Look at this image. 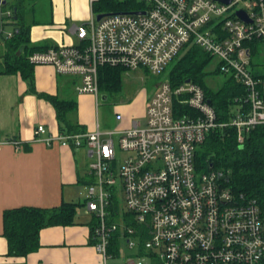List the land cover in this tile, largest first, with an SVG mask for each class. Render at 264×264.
Returning a JSON list of instances; mask_svg holds the SVG:
<instances>
[{
  "label": "built area",
  "instance_id": "obj_1",
  "mask_svg": "<svg viewBox=\"0 0 264 264\" xmlns=\"http://www.w3.org/2000/svg\"><path fill=\"white\" fill-rule=\"evenodd\" d=\"M97 1L89 0L90 6ZM138 1L145 14L91 18L71 29L77 45L33 52L29 63L78 77L77 93L93 95L98 106L100 67L129 71L142 67L161 75L194 45L216 58L219 72L233 77L244 90L234 100L229 122H217L204 91L190 79L173 87L165 78L147 100L144 127L134 121L122 130L97 128L52 136L38 125L34 137L47 146L58 141L62 146L86 147L93 182L87 186L84 204L95 220L90 239L99 258L96 264H264V205L233 192L224 170L201 174L194 164L196 149L212 130L233 127L241 145L247 133L264 126V78L251 73L246 46L264 39V0ZM15 9L12 1L0 0V42L18 33ZM237 11L249 21L237 17ZM175 103L194 115H177ZM115 119L121 120V115L115 114ZM116 147L124 152L123 158H116ZM112 194L119 200L120 216L129 214L145 231L137 232L122 220L109 222ZM116 232L132 254L109 252ZM144 233L141 252L138 235Z\"/></svg>",
  "mask_w": 264,
  "mask_h": 264
},
{
  "label": "crops",
  "instance_id": "obj_2",
  "mask_svg": "<svg viewBox=\"0 0 264 264\" xmlns=\"http://www.w3.org/2000/svg\"><path fill=\"white\" fill-rule=\"evenodd\" d=\"M48 1L51 16L30 26L29 43L39 47L77 45L79 41L71 29L96 17L89 0ZM72 7L77 9L72 17L75 23L68 28L66 15ZM78 82V77L58 75L51 66L35 65L33 93L19 74H0V264H96L99 260L90 244V224L94 217L84 204L86 189L92 180L88 173L86 147L62 146L58 141L47 146L34 137L38 125H43L46 135L52 136L59 135L60 126L54 106L36 93L76 102L72 119L85 133L97 128L103 132L132 126L128 115L121 116V120L115 119L118 111L114 113V123L109 126L105 121L103 129L97 115L96 119L87 117L86 106L90 109L92 97L77 93ZM153 93L145 98L143 107ZM101 95L108 98L107 94ZM93 98L97 114L99 105ZM114 137L117 145V137ZM62 203L79 204L74 224L44 228L39 233L37 252L26 257L7 256V242L2 235L5 211L22 207L49 210Z\"/></svg>",
  "mask_w": 264,
  "mask_h": 264
},
{
  "label": "trees",
  "instance_id": "obj_3",
  "mask_svg": "<svg viewBox=\"0 0 264 264\" xmlns=\"http://www.w3.org/2000/svg\"><path fill=\"white\" fill-rule=\"evenodd\" d=\"M25 1L28 0H12V7L16 8L18 33L11 39H3L0 42V74H19L27 82L29 90L34 93V66L29 63L28 56L33 52L44 51L50 47L33 46L29 43V28L32 24L40 21L33 16L36 6L35 0H31L33 2L28 5ZM47 3L51 6L48 0ZM144 8L145 6L138 0H98L91 6L94 15L111 12L113 14L127 13ZM246 46L250 54L249 69L251 73L254 77L264 78V56L262 57L264 50H261V46L264 48V39L253 40L248 42ZM185 50V54L169 72L168 79L171 85L176 87L190 79L192 83L204 91L210 105L214 108L217 122H229L234 100L244 94L242 86L233 77L226 76L217 89L211 90L201 78L203 76L201 72L213 57L194 45H189ZM124 70L119 67H100L99 91L101 90L102 93L108 95L119 90ZM217 73H219L218 68ZM36 95L46 98L54 106L60 125L59 134L72 136L85 133L80 125H77L72 119V114L77 109L76 102L60 100L46 94L36 93ZM175 109L177 115L193 114V111L188 107L176 103ZM235 132V129L230 126L212 130L195 151V170L201 174L210 170H224L229 175V185L233 192L247 195L264 205V126H257L247 133L241 145L237 143ZM71 146L73 145L71 144ZM92 182L93 179L89 183ZM111 200L109 222L122 220L125 224L132 225L137 232L145 231L143 227L136 225L133 217L129 214L120 216L118 211L119 200L115 194H112ZM78 205V203H62L59 207L49 210L22 207L5 211L3 213L2 235L7 242V256L26 257L31 252H37L40 248V231L51 226L74 224ZM94 225L95 220L93 219L90 224V236L93 234ZM138 236L139 251L142 252L147 235L144 233ZM122 240L119 232L111 235L109 252L119 255ZM90 244H92L91 239Z\"/></svg>",
  "mask_w": 264,
  "mask_h": 264
},
{
  "label": "rangeland",
  "instance_id": "obj_4",
  "mask_svg": "<svg viewBox=\"0 0 264 264\" xmlns=\"http://www.w3.org/2000/svg\"><path fill=\"white\" fill-rule=\"evenodd\" d=\"M8 1L11 2L12 0H8ZM119 1H123V0H119ZM25 2L26 5H28L33 1L31 2V0H28ZM35 2H36V6L34 8L35 9L33 14L34 18L38 19L39 21L49 18L50 14L52 13V8L51 6L48 5L47 0H35ZM76 12L77 9H74V7H72L71 10L67 12L66 16L68 18V24H67L68 28L75 23L72 17L74 14H76ZM69 15L71 17H69ZM91 15L92 13H90L89 16ZM261 50H264L262 46H261ZM185 52L186 50L182 52L181 55L176 60L172 61L166 67L165 71L161 75H153L142 69V67L141 69L135 71L124 70L122 73L121 87L119 88V90L108 94L107 95L108 98L106 101L101 100L102 92L101 90L99 91L100 92L99 106H98L97 114L95 110V100L93 98L94 96L87 93L81 94L92 97L90 109L89 107L86 106V110H87L86 116L93 117V119H96V115H97L99 125L103 129L106 127V124H104L105 121L109 122L108 123L109 126L111 125V123H114L113 122L114 113L118 111V113L121 116L124 115L129 116L130 124L133 121H139L140 127H144L146 123L145 108H144L145 106L143 107L142 104L145 103V98H148L147 96L153 93L154 89L157 87V85L160 82H162L165 78H169L170 70L176 65L178 60L181 58L183 54H185ZM263 56H264V51H262V57ZM217 68L219 71V62L217 61L216 58L213 57L212 60L208 63V65L204 67L201 72V75H203L201 78H203L205 84L211 90L217 89L221 84V82H223L225 79V76L223 74H221L220 72L217 73ZM124 156H125L124 152L118 150V147H116V158L120 159L123 158ZM129 254H132V251L128 249L126 241L122 240L120 242L119 256L123 257Z\"/></svg>",
  "mask_w": 264,
  "mask_h": 264
},
{
  "label": "water",
  "instance_id": "obj_5",
  "mask_svg": "<svg viewBox=\"0 0 264 264\" xmlns=\"http://www.w3.org/2000/svg\"><path fill=\"white\" fill-rule=\"evenodd\" d=\"M217 1H220V2H223V3H226V4H228L229 2H230V0H217ZM14 13H16V9L14 10ZM127 13H130V14H133V15H142V14H145V12L144 11H134V12H127ZM111 14H113L112 12L111 13H106V14H98L97 13V15H96V17H95V19H96V21H99V20H101L103 17H105V16H108V15H111ZM236 15H237V17H239V18H241V19H243V20H245V21H249L248 20V18L246 17V15H245V13L243 12V11H237L236 12ZM16 18V17H15ZM190 80L188 79L187 80V82H189ZM106 96L105 95H101V100H103V101H105L106 100Z\"/></svg>",
  "mask_w": 264,
  "mask_h": 264
}]
</instances>
